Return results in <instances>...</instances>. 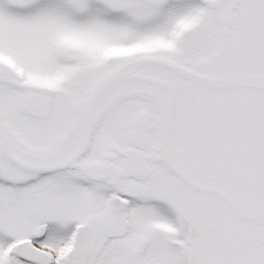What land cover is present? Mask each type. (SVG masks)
<instances>
[{
    "label": "snow or ice",
    "instance_id": "snow-or-ice-1",
    "mask_svg": "<svg viewBox=\"0 0 264 264\" xmlns=\"http://www.w3.org/2000/svg\"><path fill=\"white\" fill-rule=\"evenodd\" d=\"M0 264H264V0H0Z\"/></svg>",
    "mask_w": 264,
    "mask_h": 264
}]
</instances>
